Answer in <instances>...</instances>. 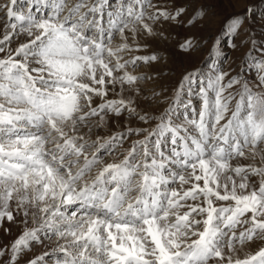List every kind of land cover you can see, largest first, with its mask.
<instances>
[{
    "label": "snow or ice",
    "instance_id": "1",
    "mask_svg": "<svg viewBox=\"0 0 264 264\" xmlns=\"http://www.w3.org/2000/svg\"><path fill=\"white\" fill-rule=\"evenodd\" d=\"M253 12L0 0V264H264Z\"/></svg>",
    "mask_w": 264,
    "mask_h": 264
},
{
    "label": "rangeland",
    "instance_id": "2",
    "mask_svg": "<svg viewBox=\"0 0 264 264\" xmlns=\"http://www.w3.org/2000/svg\"><path fill=\"white\" fill-rule=\"evenodd\" d=\"M209 2L214 15L211 17L212 22L206 26L201 32V35L210 37L214 32L219 30L228 17L235 14H242L246 11L248 6H251L254 12L248 16L246 26L257 39V43L264 42V0H209ZM174 43L175 42H173V45ZM239 55L240 53L233 52L230 48L225 47L224 49L225 63H230L233 69H237ZM202 56L203 53L198 54L191 60L182 56L173 57V59L169 61V67L174 71V76L171 79L178 76L184 67L198 63ZM252 75L253 72L250 71L248 76L251 77ZM169 82H171V80L167 77L165 80L161 81V83Z\"/></svg>",
    "mask_w": 264,
    "mask_h": 264
}]
</instances>
